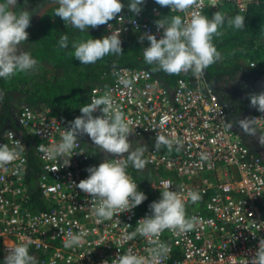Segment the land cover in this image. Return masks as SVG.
Returning a JSON list of instances; mask_svg holds the SVG:
<instances>
[{
    "label": "built area",
    "instance_id": "1",
    "mask_svg": "<svg viewBox=\"0 0 264 264\" xmlns=\"http://www.w3.org/2000/svg\"><path fill=\"white\" fill-rule=\"evenodd\" d=\"M253 2L264 0H204L202 8L190 12L205 15L226 5L244 12ZM162 9L170 11L168 16H184L167 7ZM162 9L143 8L134 17L139 32L133 30V25L124 24L122 44L130 37L142 49L148 47L147 40L139 42L144 32L159 39L162 30L157 31L154 21L163 17ZM185 18L190 19V15ZM110 23L113 28L122 27L115 20ZM106 35L110 32L103 25L102 37ZM123 79H132V87L125 88ZM203 84L204 75L196 78L191 72L179 74L170 83L165 75L143 66H117L101 75V80L88 91L87 100L90 103L92 97L110 91L115 106L129 123L133 133L130 137L148 136L156 142L159 134L183 144L180 151L173 145L171 152L163 145L159 150L152 146L146 154L147 165L161 172L148 184L154 200L160 199L165 190L161 180L171 181L169 190L181 192L187 215L202 221L187 233L165 230L160 235L159 240L170 248L161 264H249L259 241L264 239V163L226 127L227 113L217 96L205 90ZM251 117L264 118V113L255 109ZM16 123L32 139L39 173L34 180L27 179L28 144L15 130H4L0 144L12 147L19 140L24 150L19 159L0 167V259L4 260L9 249L19 243L25 244L30 253L42 254L37 264H102L105 260L111 264L118 253L122 255L129 249L150 257L152 238H125L140 219L151 214L149 210L139 205L112 220L97 222L90 197L73 185L86 179V169L98 166L105 156L92 159L78 139L80 147L73 151L70 166L64 167L67 157L57 156L54 149L67 126L47 107L22 105L16 112ZM255 127L264 132V119H258ZM7 132L13 135H6ZM40 144L48 151H39ZM107 158L116 159L111 155ZM122 163L127 164L128 175L137 183L133 165L126 158ZM191 191L202 195V201L194 207L187 197ZM32 195L42 201L44 209H32ZM72 234H81V244L65 247Z\"/></svg>",
    "mask_w": 264,
    "mask_h": 264
},
{
    "label": "clouds",
    "instance_id": "2",
    "mask_svg": "<svg viewBox=\"0 0 264 264\" xmlns=\"http://www.w3.org/2000/svg\"><path fill=\"white\" fill-rule=\"evenodd\" d=\"M55 2L58 7L54 15L73 29L88 32L90 28L96 29L107 25L110 35L100 39L90 38L86 41L73 40L71 43L74 51L69 55L82 65H90L108 55H123L120 39L122 32L126 31L123 25L131 24L133 30L139 32V25L134 17L142 12L146 0H128L127 5L121 0H55ZM155 3L160 7L169 8L171 12L184 14L183 17L181 15L163 16L154 21L157 31L162 30V36L159 39L150 32H144L139 36L140 43L145 40L149 42V46L142 49L145 63L155 65V70L169 75L191 72L196 78L202 77L207 68L222 59V53L217 50L213 40L223 35L221 29L225 22L229 27L237 30L245 28V17L241 15L227 18L217 11L209 18L195 11L190 12L192 9L202 8L204 0H155ZM16 5L17 0L0 2V78L4 80H10L21 73L33 72L39 65V61L33 58L31 53L20 49V45L29 39V33L26 30L31 26V18L36 12L27 10V7L17 10ZM125 7L133 14L132 17L126 18L122 15ZM189 15L190 19L185 18ZM113 20L122 27L113 28L110 23ZM58 47L61 49L69 47L67 34L60 35ZM121 83L125 88H131L134 81L123 79ZM207 85L204 82V89L215 94V91L209 89ZM229 87L226 85V92L231 98L232 90ZM242 92L244 91H235L237 94ZM247 99L251 108L264 113V91L248 93ZM219 104L224 110L226 109V106L220 102ZM98 111L102 114L94 115ZM80 113L69 122L67 128H64L61 141L54 152L57 156L67 157L64 160V167L70 166L73 151L80 147L78 138L87 135L96 149L106 154L102 163L86 169L88 172L86 179L73 185L90 197L89 202L97 222L112 220L114 216L119 217L121 213L131 212L147 199L145 193L138 190V184L128 175L127 164L122 163L126 158L133 167L142 169L147 163L142 159L147 147L139 145L133 148L129 140L133 134L132 130L123 111L115 106L110 91L92 97L90 103L80 107ZM258 119L264 118H243L236 121V124L246 135L255 136L257 134L255 124ZM226 127L232 129L233 124L226 123ZM232 131L245 145L233 129ZM6 135H13V133L7 132ZM259 141L264 144V135H259ZM162 145L169 152L173 150V145H176V151L183 148V144L178 139H169L158 134L154 147L159 150ZM37 148L41 152L48 151L43 144ZM23 150L24 145L19 140H16L12 147L6 143L0 144V167L19 159ZM108 155L116 159L109 160ZM161 185L165 187V190L161 192L160 199L149 205L151 214L140 219L135 230L125 235L128 240L135 239L137 235L152 238L151 243L154 247L150 249V257L138 255L129 249L122 255L118 253L111 264H161L170 248L167 243L159 240L160 235L165 230L175 234L187 233L202 222L196 216L187 215L181 192L169 190L171 181L161 180ZM187 197L192 204L202 201V195L197 191L188 192ZM81 240V234H72L65 247L79 246ZM3 264H37V261L30 255L29 248L19 243L9 249ZM102 264H109V262L105 260ZM249 264H264V239L259 241L258 249Z\"/></svg>",
    "mask_w": 264,
    "mask_h": 264
},
{
    "label": "trees",
    "instance_id": "3",
    "mask_svg": "<svg viewBox=\"0 0 264 264\" xmlns=\"http://www.w3.org/2000/svg\"><path fill=\"white\" fill-rule=\"evenodd\" d=\"M3 2V0H0ZM127 5L128 0H121ZM159 5L155 0H146L143 8L149 9ZM35 11L31 18V26L26 30L29 33L27 47L33 58L39 61L38 68L33 72L21 73L10 80L0 78V134L6 129H13L21 134L28 144V173L27 179L34 180L39 173V164L32 150V139L24 134L16 123V112L22 105L31 108L47 107L53 115L65 126L73 121L80 113V107L87 104V93L97 82L101 75L117 66L146 67L156 73H160L172 81L178 75H169L155 70V65L145 63L142 47L130 37H126L123 44V55H108L94 64L82 65L69 53L74 50L71 47L73 40H88L90 38H102V26L89 29L88 32H80L64 23L61 18L54 15L58 4L54 0H17L16 9ZM43 10V12L41 11ZM163 10V9H162ZM220 11L227 18L236 15L245 17V28L237 30L229 27L225 22L221 29L223 35L216 37L213 43L222 53V59L205 70L204 82L212 84L215 81L221 85L231 86L235 80L245 72V77L250 79L245 83V93L237 94L231 91V103L225 111L228 123H232V129L250 148L253 155L258 156L264 163V144L259 141V135L263 132L256 129L255 136H249L236 124V121L251 117L254 108L250 107L247 94L264 91V2H253L247 6L244 12H238L232 5L221 6L218 10L207 11L206 16H211ZM122 14H131L127 7ZM170 11L163 10L162 16H168ZM69 36V47H58L60 35ZM254 66L250 67L249 63ZM244 82V81H243ZM248 83H254V89L249 90ZM243 85V84H242ZM242 85L236 89L241 91ZM215 91V90H214ZM218 93L217 91H215ZM224 106V105H223ZM94 115H98L94 113ZM92 159H100L106 154L96 149L91 139L85 135L78 138ZM154 146L152 144L150 147ZM142 159L146 161L143 153ZM146 168L133 167L134 176L138 184V190L145 193L147 199L140 205L143 210H149V205L155 201L152 192L149 191V182L159 173L145 164ZM32 209H44L45 205L36 195H32ZM194 207V204L191 205ZM198 208V207H197ZM36 260L42 256L31 252Z\"/></svg>",
    "mask_w": 264,
    "mask_h": 264
},
{
    "label": "rangeland",
    "instance_id": "4",
    "mask_svg": "<svg viewBox=\"0 0 264 264\" xmlns=\"http://www.w3.org/2000/svg\"><path fill=\"white\" fill-rule=\"evenodd\" d=\"M55 1V0H54ZM42 12H43V10H41ZM20 49L22 50V51H26V52H29V48L27 47V44L26 43H22L21 45H20ZM249 65H250V67H252V62L251 63H249ZM250 79H248V78H246L245 77V72L244 73H242L235 81H237L238 83H240V84H245L247 81H249ZM244 81V82H243ZM236 89V88H235ZM235 91H238V90H235ZM239 93V92H238ZM242 93H245V92H242ZM129 140H130V142H132V146H133V148H136L137 146H139V145H144V146H146L147 147V149H146V151H144V153H145V155L147 154V151H148V149L150 148V146L152 145V144H155V142L151 139V138H149V137H129ZM127 155V154H126ZM144 168H146V166H144L142 169H144ZM141 169V170H142ZM4 256H6V255H4ZM3 261L4 260H1L0 259V264H3Z\"/></svg>",
    "mask_w": 264,
    "mask_h": 264
},
{
    "label": "flooded vegetation",
    "instance_id": "5",
    "mask_svg": "<svg viewBox=\"0 0 264 264\" xmlns=\"http://www.w3.org/2000/svg\"><path fill=\"white\" fill-rule=\"evenodd\" d=\"M248 84H249L248 87H246L247 89H249V90L254 89V87H255L254 83L253 84L248 83ZM207 86L209 89H211V90L213 89V90L218 92V93L215 92V94L217 95L218 101L221 104H223L227 108L230 106L231 99H230V96L228 95V93L226 92L227 91L226 85H220L219 82L215 81L214 83L208 84ZM237 87L238 88L240 87V83L235 82V84H233L231 86V90L234 91L235 88L238 89ZM241 88H242L241 90L245 92V84L244 83H243Z\"/></svg>",
    "mask_w": 264,
    "mask_h": 264
},
{
    "label": "crops",
    "instance_id": "6",
    "mask_svg": "<svg viewBox=\"0 0 264 264\" xmlns=\"http://www.w3.org/2000/svg\"><path fill=\"white\" fill-rule=\"evenodd\" d=\"M207 87V86H206ZM264 133V132H263Z\"/></svg>",
    "mask_w": 264,
    "mask_h": 264
}]
</instances>
